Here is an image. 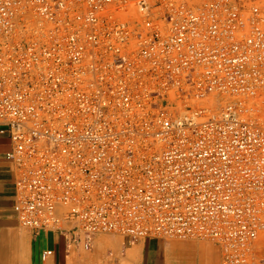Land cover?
I'll return each mask as SVG.
<instances>
[{
	"label": "built area",
	"instance_id": "built-area-1",
	"mask_svg": "<svg viewBox=\"0 0 264 264\" xmlns=\"http://www.w3.org/2000/svg\"><path fill=\"white\" fill-rule=\"evenodd\" d=\"M0 135L25 229L264 264V0H0Z\"/></svg>",
	"mask_w": 264,
	"mask_h": 264
},
{
	"label": "crops",
	"instance_id": "crops-1",
	"mask_svg": "<svg viewBox=\"0 0 264 264\" xmlns=\"http://www.w3.org/2000/svg\"><path fill=\"white\" fill-rule=\"evenodd\" d=\"M9 139L0 135V264H221L217 245L208 241L148 237L128 243L115 234H98L91 248L70 245L56 233L25 229L11 206L14 185L4 154ZM51 255H45L47 251Z\"/></svg>",
	"mask_w": 264,
	"mask_h": 264
}]
</instances>
